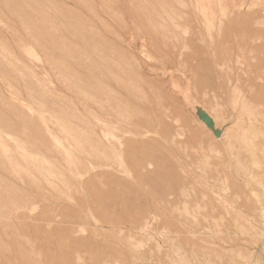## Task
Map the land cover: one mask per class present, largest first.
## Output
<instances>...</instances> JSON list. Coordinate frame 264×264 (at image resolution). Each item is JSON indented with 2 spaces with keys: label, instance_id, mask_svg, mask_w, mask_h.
Masks as SVG:
<instances>
[{
  "label": "rangeland",
  "instance_id": "374dc122",
  "mask_svg": "<svg viewBox=\"0 0 264 264\" xmlns=\"http://www.w3.org/2000/svg\"><path fill=\"white\" fill-rule=\"evenodd\" d=\"M198 1L0 0V264H243L250 253L264 264L248 231L264 220V121L252 156L239 130L230 145L223 134L234 88L264 103V78L250 74L264 68V1L207 0L223 32ZM113 112L149 132L127 135L122 159Z\"/></svg>",
  "mask_w": 264,
  "mask_h": 264
},
{
  "label": "bare ground",
  "instance_id": "6f19581e",
  "mask_svg": "<svg viewBox=\"0 0 264 264\" xmlns=\"http://www.w3.org/2000/svg\"><path fill=\"white\" fill-rule=\"evenodd\" d=\"M174 1V0H173ZM197 1V0H196ZM213 1V0H212ZM222 1V0H221ZM221 1H219L220 3V5H219V8L221 7L222 8V4H221ZM264 1V0H263ZM181 2V1H180ZM182 2H183V0H182ZM239 2H241V1H239ZM258 2V1H257ZM175 3H176V1H175ZM193 3V2H192ZM223 3V2H222ZM165 4V3H164ZM172 4V3H171ZM181 4V3H180ZM188 4V3H187ZM198 6H196L199 10H200V12L203 14V16L206 18V20H207V23H208V25H210V26H212V27H218L220 30H222L223 28H225L226 27V23L228 22V21H225V17L223 16L224 15V12L223 13H221V15L224 17V21H223V18H222V16L220 17V16H218L219 17V22H218V24H215L214 25V17H215V15H214V17H212L211 18V11H213V9L211 10V5L212 4H210V2L208 1L207 2V0H200V1H198ZM217 4H218V2H217ZM262 3L260 2L259 3V5H261ZM177 6L179 5V3L178 4H176ZM184 5H185V3H184ZM239 5H240V3H239ZM245 5V4H244ZM243 5V2H242V5H241V7H243L244 6ZM254 5H255V3H254ZM165 6H167V3H166V5ZM169 6V5H168ZM167 6V7H168ZM171 6V5H170ZM233 6V5H232ZM250 6V5H249ZM172 7V6H171ZM212 7H213V5H212ZM216 7H218V6H216ZM224 7V6H223ZM237 7H240V6H237ZM253 7V6H252ZM264 7V6H263ZM164 8V7H163ZM185 8H186V6H185ZM188 8H189V6H188ZM220 8V9H221ZM225 8V7H224ZM226 8H229V6L227 7L226 6ZM219 9V10H220ZM168 10V9H167ZM166 9H165V11H167ZM218 10V9H217ZM221 10H223V9H221ZM220 10V11H221ZM225 10H227L228 12V14H229V11L230 10H228V9H225ZM177 11H179L178 9H177ZM254 11V10H253ZM169 12V11H168ZM219 12V11H218ZM222 12V11H221ZM241 12V11H240ZM249 12V11H248ZM258 12V11H257ZM192 13V12H191ZM179 14V13H178ZM183 14V13H182ZM214 14V13H213ZM232 14V13H231ZM234 14H236V13H234ZM257 14V13H256ZM264 14V13H263ZM170 15V14H169ZM177 15V14H176ZM249 15V14H248ZM254 15V14H253ZM180 16H181V14H180ZM180 16H179V18H180ZM255 16H257V15H255ZM172 18V17H171ZM174 18V21H175V17H173ZM263 18V17H262ZM248 18H246V20H247ZM171 20H173V19H171ZM178 20V19H177ZM51 21H53L52 19H51ZM174 21H172V22H174ZM244 21V20H243ZM242 21V22H243ZM50 23V22H49ZM178 23V22H177ZM261 23V22H260ZM51 24H53V23H51ZM51 24H49L50 26H51ZM174 25H176V23L174 22L173 23ZM228 24V23H227ZM262 24L264 25V18L262 19ZM54 25V24H53ZM52 25V26H53ZM178 25V24H177ZM176 25V26H177ZM183 25V24H182ZM260 25V24H259ZM262 25V26H263ZM52 26H51V28H52ZM181 26V25H180ZM180 26H177V27H180ZM209 26V27H210ZM228 26H229V24H228ZM208 26H207V28H209ZM54 29V28H53ZM52 29V30H53ZM211 28H209V30H210ZM218 29V31H220ZM212 30H214V29H212ZM224 30V29H223ZM223 30L221 31V32H223ZM186 31V30H185ZM188 31H189V28H188ZM191 31V30H190ZM220 32V33H221ZM219 33V34H220ZM190 34V33H189ZM220 35H222V34H220ZM260 36V35H259ZM54 38V37H53ZM56 38V37H55ZM54 38V39H55ZM184 38H185V36H184ZM187 38V37H186ZM254 38V37H253ZM255 39H256V37H255ZM257 39H259V37H257ZM256 39V40H257ZM262 39H263V35H262ZM56 40V39H55ZM182 41L181 40V38L180 39H178V41ZM254 40V39H253ZM255 41V40H254ZM56 42H57V40H56ZM52 43H55V41L54 42H52ZM51 43V44H52ZM177 44V43H176ZM185 44H186V41H185ZM54 45V44H53ZM56 45V44H55ZM57 46V45H56ZM64 46V45H63ZM53 47H55V46H53ZM52 47V48H53ZM189 47V46H188ZM184 48L186 49L187 47L186 46H184ZM57 49V48H56ZM142 52L143 51H141V54H142ZM143 55L144 56H146L147 54H146V52H145V50H144V52H143ZM51 58H54V57H52L51 56ZM50 58V59H51ZM57 59V58H56ZM56 59H55V62H56ZM52 60V59H51ZM239 61V60H238ZM227 62V61H226ZM240 62V61H239ZM238 63V62H237ZM54 65H55V63H54ZM64 65V64H63ZM57 66V65H56ZM226 66V65H225ZM58 67V66H57ZM65 68V67H64ZM229 69H231L230 67H228ZM58 69H59V67H58ZM56 70V69H55ZM66 70V69H65ZM233 71V70H232ZM65 74V73H64ZM250 74H253L252 76L253 77H256V78H261V79H259V80H263V78H264V68H259V70H257V71H254V72H250ZM65 75H67V74H65ZM64 75V76H65ZM57 76V75H56ZM141 76V75H140ZM64 80H65V77H64ZM264 81V80H263ZM99 82V81H98ZM81 83V82H80ZM86 83V82H85ZM88 83H86V85H87ZM98 84H100V83H98ZM97 84V85H98ZM79 85V84H78ZM90 85V84H89ZM88 85V86H89ZM105 85V84H104ZM103 85V86H104ZM158 85V84H157ZM83 86V85H82ZM108 86V85H107ZM78 87V86H77ZM84 87H86V86H84ZM83 87V88H84ZM91 87V85L89 86V88ZM97 88L98 87H100V86H96ZM102 87V86H101ZM106 87V86H105ZM89 88H86L87 90H90ZM92 88V87H91ZM102 88H104V87H102ZM111 88V87H110ZM159 88V87H158ZM81 90V89H80ZM97 90V89H96ZM105 91H106V89H104ZM112 90H114V89H112ZM196 90V89H195ZM83 91V90H82ZM100 90H98L97 92H99ZM102 91V90H101ZM84 92V91H83ZM96 92V91H95ZM112 92V91H111ZM88 93V92H87ZM92 93V92H91ZM107 93H110V92H107ZM106 93V94H107ZM119 93V92H118ZM112 94V93H111ZM110 94V95H111ZM192 94V88L191 87H187L185 90H183V93H182V95H183V97L185 98V100L187 101L186 103H187V105L188 106H192L191 108H193L194 109V111L195 110H197L198 109V107H200V104H199V101H196V102H191L190 101V95ZM86 95V94H85ZM93 95V94H92ZM98 95V94H97ZM103 95V94H102ZM109 95V94H108ZM108 95H107V97H108ZM113 95H114V91H113ZM116 95V94H115ZM249 95V94H248ZM243 95V93H242V91H241V89L238 87V88H234V99H233V107L236 109V112H238V115H237V119H236V121H235V123H234V127L233 128H229L230 130H228V132H224L223 134L225 135V137H224V139H225V141L227 140V143L230 145L231 143L228 141V140H233V139H236L237 138V136H236V132H237V130H239V132L241 133L240 134V136H241V139H242V141H243V143L247 146V149H246V152H248L249 154L251 153V155L250 156H252L253 155V152L256 150V148L254 149V145L255 144H257V143H255V141H256V139H257V137H258V135L260 134L261 135V133H259V132H261L262 130H260V127H258L259 126V124H262V121H264V120H262V119H264V113L262 112L263 111V109H264V103H259V102H257L256 103V101L254 102V98H252V99H250V97H251V95ZM53 96H54V93H53ZM58 96V95H57ZM91 96V95H90ZM117 96H118V94H117ZM51 97H52V95H51ZM87 97V96H86ZM93 97V96H92ZM95 97V96H94ZM99 97H102L101 96V94H100V96ZM113 97V96H112ZM119 97V96H118ZM122 97V94H121V96L119 97V98H121ZM89 99H90V97H88ZM118 98V99H119ZM124 97H122L121 99H123ZM92 99V98H91ZM101 99V98H100ZM100 99H99V101H100ZM117 98H115V100H118ZM95 100V99H94ZM93 100V101H94ZM97 100V99H96ZM109 100V99H108ZM114 100V101H115ZM253 100V101H252ZM110 101V100H109ZM122 101V100H121ZM92 102V101H91ZM97 102V101H96ZM104 102V101H103ZM118 102V101H117ZM120 102V101H119ZM119 102H118V105L117 106H119ZM126 102V105H128V106H130L131 104L130 103H128V101H125ZM110 103V102H109ZM113 103V102H112ZM128 103V104H127ZM104 104V103H103ZM107 104V103H106ZM124 104V103H123ZM65 105V104H64ZM74 105V104H73ZM97 105V104H96ZM114 105V104H113ZM63 106V105H62ZM104 106H106V105H104ZM108 106V105H107ZM123 106V105H122ZM150 106V105H149ZM152 106V105H151ZM202 106V105H201ZM68 107V106H67ZM76 107V106H75ZM97 108H98V106H96ZM100 107V106H99ZM114 107L115 106H113V109H114ZM125 107V105L123 106V108ZM205 106H203V108H204ZM87 108V107H86ZM110 108V107H109ZM118 108V110L119 111H116V109H115V111H116V113L117 112H119L120 113V110H121V108H120V106L119 107H117ZM120 108V109H119ZM127 108V107H126ZM175 108V107H174ZM206 108V107H205ZM204 108V109H205ZM51 109V108H50ZM73 109V108H72ZM85 109V108H84ZM129 108H127V110H128ZM133 109V108H132ZM131 108H130V110H132ZM170 109H171V105H169V106H167L166 107V111H164L165 113L167 112V110H168V112L170 111ZM53 110V109H52ZM91 110V109H90ZM105 110H107V108L105 109ZM125 110V109H124ZM153 110V109H152ZM172 110V109H171ZM203 110V109H202ZM63 111V110H62ZM75 111V110H74ZM87 111V110H86ZM102 111H103V109H102ZM108 111H109V109H108ZM114 111V110H113ZM114 111V112H115ZM122 111V110H121ZM126 111V110H125ZM129 111V110H128ZM133 112H134V110H132ZM131 111V112H132ZM207 112V108H206V110H204V112ZM49 112V111H48ZM77 112H79L78 110H77ZM92 112V111H91ZM113 112V114L112 115H115V113ZM127 112V111H126ZM133 112H132V114H133ZM154 112V111H153ZM168 112H167V114H168ZM58 113V112H57ZM70 113V112H69ZM100 113H102V112H100ZM104 113V112H103ZM110 113V112H109ZM129 113V112H128ZM127 113V114H128ZM202 113H203V111H202ZM207 113H209V112H207ZM206 113V114H207ZM50 114V113H49ZM63 114V113H62ZM61 114V115H62ZM77 114V113H76ZM118 114V113H117ZM117 114L115 115L116 116V118H117ZM122 114H123V112H122ZM125 114V113H124ZM161 114V113H160ZM199 114V113H198ZM197 114V115H198ZM204 114V113H203ZM237 114V113H236ZM53 116H54V114H52ZM51 115V116H52ZM56 115V114H55ZM72 115V114H71ZM71 115H68V118H69V116H71ZM81 115H83V114H81ZM80 115V116H81ZM104 115H105V113H104ZM108 115V114H107ZM111 115V114H110ZM134 115V114H133ZM164 115V117H166L167 118V116L165 115V114H163ZM194 115H196V114H194ZM205 115V114H204ZM57 116V115H56ZM64 116V115H63ZM67 116V115H66ZM97 116H99V115H97ZM114 116V117H115ZM121 118H117V120L118 121H115V123H113V128H114V130H116V131H119V132H121V134H118V136H117V133H119V132H117L116 133V136L113 134L112 136L114 137L115 136V138H116V140H117V142L116 143H113L112 145H114V147H113V153H115L114 155H116V157H119V159L121 158H123L124 156H125V154H128L127 152H129L130 150H131V147H129V146H127L124 142H123V139H125V138H127L128 139V136L130 135V137L131 138H134V139H136V138H145V137H147L146 135L147 134H149V132L148 131H144V132H142L141 130H143V129H145V126H141L142 127V129L139 127V126H137V125H135L134 127H132L131 125H134V124H132V121H133V118H131L132 119V121H130L131 119H129L128 117L130 116V115H125L126 116V118H125V116L124 115H122L125 119H126V121H124L123 119H122V116L121 115H119ZM118 116V117H119ZM75 117V116H74ZM84 117V116H83ZM86 117V119H87V117L88 116H85ZM96 117V116H95ZM178 117V116H177ZM55 118V117H54ZM76 118V117H75ZM74 118V119H75ZM93 118V117H92ZM97 118V120H99V118L98 117H96ZM165 118V119H166ZM62 119V118H61ZM60 119V120H61ZM77 120H78V118H76ZM93 119H95V118H93ZM101 119V118H100ZM106 119V118H105ZM104 118H103V126L105 127V120ZM159 119H161V118H159ZM168 119V118H167ZM177 119H179V118H177ZM57 120H58V118H57ZM72 120V119H71ZM70 120V121H71ZM76 120V121H77ZM97 120L95 119V120H93V122L94 121H96L97 122ZM150 120V119H149ZM169 120V119H168ZM180 120V119H179ZM61 121H63V120H61ZM69 121V120H68ZM70 121L68 122V124H70ZM73 121V120H72ZM75 121V120H74ZM73 121V122H74ZM75 121V122H76ZM82 121V120H81ZM81 121H79V122H81ZM102 121V120H101ZM101 121H99V122H101ZM110 121V120H109ZM114 121V120H113ZM135 121V120H134ZM133 121V122H134ZM143 120H141V122H142ZM153 121V120H152ZM160 121V120H159ZM175 121V120H174ZM52 122V121H51ZM88 122V121H87ZM96 122H94V123H96ZM106 122H108V121H106ZM178 122V121H177ZM179 122H181V121H179ZM91 122H89L88 124H90ZM98 123V122H97ZM140 123V122H139ZM142 123H144V122H142ZM161 123V122H160ZM65 124H66V120H65ZM68 124H66V125H68ZM71 124H72V122H71ZM82 124V123H81ZM86 124V123H85ZM84 124V125H85ZM99 124V123H98ZM101 124H102V122H101ZM138 124V123H137ZM152 124V123H151ZM177 124V123H176ZM9 125V124H8ZM61 125H63V124H61ZM74 125H75V123H73V126L71 125L70 127H68V126H65L66 128L68 127V128H72V129H75L76 127H78V126H76V127H74ZM83 125V124H82ZM94 125V124H93ZM110 125H111V121H110ZM110 125L107 123V125H106V127L108 126V127H110ZM140 125H142V124H140ZM144 125V124H143ZM90 126H92V123H91V125ZM96 125H94V127H95ZM99 126V128H100V125H98ZM102 126V127H103ZM112 126V125H111ZM124 126H130V127H132V128H135V131H137V133L136 134H132V131H129V130H126L125 129V127ZM139 127L138 129H137V127ZM179 126V125H178ZM11 127V126H10ZM63 128L64 129V131H65V129L66 128ZM87 127V126H86ZM105 127V128H106ZM129 127V128H130ZM161 127H162V123H161ZM78 128H80V127H78ZM88 128V127H87ZM96 128V127H95ZM112 127H110L109 129H111ZM262 128V127H261ZM93 129V128H92ZM107 129V128H106ZM3 130V129H2ZM50 130V129H49ZM76 130V129H75ZM75 130H73V133L74 134H76V132L77 131H81V129H79V130H77V131H75ZM101 130H103L102 128H101ZM111 130H113V129H111ZM126 130V131H125ZM7 131H8V129H7ZM69 131V130H68ZM85 130H82L81 132H84ZM88 131V130H87ZM95 131V130H94ZM106 131V130H105ZM107 131H109V130H107ZM115 131V132H116ZM25 132H27V131H25ZM66 132V131H65ZM81 132H77L78 133V135H80V133ZM86 132V131H85ZM89 132V131H88ZM87 132V133H88ZM6 133V132H5ZM72 133V132H71ZM71 134V136L72 135H74V134ZM87 133H83V134H87ZM94 133H96V132H94ZM114 133V132H113ZM27 134V133H26ZM66 134V133H65ZM89 134H91V133H88V135ZM93 134V133H92ZM98 134V133H97ZM96 134V137H95V134L94 135H92V138H97L98 137V135ZM110 134H112V133H110ZM110 134H108L109 135V138H110ZM223 134H222V137H223ZM238 134V133H237ZM263 134H264V132H263ZM67 135V138L69 137V135H70V133H67L66 134ZM104 135H105V133H104ZM128 135V136H127ZM178 135V134H177ZM182 135V134H181ZM28 136V135H27ZM26 136V137H27ZM56 136V135H55ZM64 136V135H63ZM75 136H77V135H74L73 137H72V139L74 140V137ZM86 137H87V135H85ZM94 136V137H93ZM103 136V135H102ZM107 136V135H106ZM179 136V135H178ZM239 136V137H240ZM264 136V135H263ZM57 137V136H56ZM79 137V136H78ZM78 137H76V139H78ZM84 138V136L82 135V136H80V138ZM89 137V136H88ZM124 137V138H123ZM129 137V138H130ZM238 137V138H239ZM261 137V136H260ZM0 138L2 139V140H4L1 136H0ZM64 138V137H63ZM67 138H65V139H67ZM71 138V137H70ZM78 139V140H80V141H83L84 139ZM89 138H91V136L89 137ZM108 138V137H107ZM112 138V137H111ZM54 139H56V138H54ZM58 140V139H57ZM70 140V139H69ZM73 140H71V141H73ZM86 140H88V139H86ZM86 140L84 141L85 143H86ZM92 140V139H91ZM94 140V139H93ZM92 140V141H93ZM98 140H100V138L98 139ZM98 140L96 141V140H94L93 142H94V144H95V141L96 142H98ZM29 141V140H28ZM224 141V140H223ZM6 142V141H5ZM8 142V141H7ZM18 142V141H17ZM57 142H59V144H60V142H61V140L60 141H57ZM77 142V141H76ZM20 143V142H19ZM62 143V142H61ZM71 143V142H70ZM77 143H83V142H77ZM85 143H83V144H85ZM89 143V142H88ZM99 143L100 142H98V145H99ZM57 144V143H56ZM72 144H74V142L72 143ZM90 144V143H89ZM88 144V145H89ZM26 145V144H25ZM24 145V146H25ZM62 145V144H61ZM79 145V144H78ZM82 145V144H81ZM87 145V144H86ZM90 145H92V143L90 144ZM97 145V144H96ZM214 145V144H213ZM11 146V145H10ZM35 146V145H34ZM63 146V145H62ZM94 146V145H93ZM100 146H104V148H105V145H103V143L102 144H100ZM127 146V147H126ZM210 146H212V144L210 145ZM18 147V146H17ZM21 147V146H20ZM58 147V146H57ZM85 147V146H84ZM89 146H86V148H88ZM97 147V146H96ZM112 147V146H111ZM255 147H257V146H255ZM12 148V147H11ZM14 148V147H13ZM24 148V147H23ZM22 148V149H23ZM27 148V147H26ZM80 148H81V146H80ZM79 148V149H80ZM95 148V147H94ZM98 148V147H97ZM103 148V147H102ZM212 148V149H211ZM210 149L213 151V150H216L215 148H214V146H212ZM214 148V149H213ZM1 149V148H0ZM28 149V148H27ZM63 149V148H62ZM65 149V148H64ZM77 149V148H76ZM85 149V148H84ZM24 150V149H23ZM22 150V151H23ZM31 150V149H30ZM75 150V149H74ZM81 150H82V148H81ZM86 150H88V149H86ZM90 150V149H89ZM93 150V149H92ZM105 150V149H104ZM20 151H21V148H20ZM68 151H70V150H68ZM83 151V150H82ZM100 151H101V149H100ZM99 151V152H100ZM107 151V150H106ZM2 152V151H1ZM76 152V151H75ZM86 152H88V151H86ZM97 152V151H96ZM108 152V151H107ZM214 153L213 154H215V152L216 151H213ZM4 153L5 154H8V149H4ZM12 153H14V152H12ZM24 153L26 154L27 152H25V150H24ZM63 153V152H62ZM84 153H85V150H84ZM84 153H82V154H84ZM89 153V152H88ZM102 153V152H101ZM101 153H97V154H100L101 155ZM130 153V152H129ZM66 154H67V152H66ZM70 154H71V151H70ZM90 154H92V153H90ZM104 154L106 155V153L104 152ZM4 154H2V156H3ZM28 155V154H27ZM67 155H69V152H68V154ZM72 155H74L75 156V154H72ZM71 155V156H72ZM89 155V154H88ZM103 155V154H102ZM2 156H0V157H2ZM8 156V155H7ZM40 156H41V154H40ZM70 156V155H69ZM70 156V157H71ZM95 156V155H94ZM99 156V155H98ZM24 157V156H23ZM39 157V156H38ZM20 158V157H19ZM25 159H24V161L26 160V157H24ZM33 158V157H32ZM31 158V159H32ZM43 158V157H42ZM9 159H10V157H9ZM18 159V158H17ZM72 159V158H71ZM11 160V159H10ZM35 160V159H34ZM33 160V161H34ZM76 160V159H75ZM9 161V160H8ZM41 161V160H40ZM14 162V161H13ZM12 162V163H13ZM19 162H20V160H19ZM121 162H123V161H121ZM11 163V162H10ZM123 163H125V162H123ZM22 164V163H21ZM41 164H43L42 162H41ZM45 164V163H44ZM28 165V164H27ZM46 165V164H45ZM49 165V164H48ZM51 165V164H50ZM125 165V164H124ZM10 166V165H9ZM13 166V165H12ZM20 166V165H19ZM18 166V167H19ZM32 166V165H31ZM16 167H17V165H16ZM17 167V168H18ZM29 167H30V165H29ZM35 167V166H34ZM42 167H43V165H42ZM52 167V166H51ZM54 167V166H53ZM47 168V167H46ZM244 168V167H243ZM16 169V168H15ZM30 169V168H29ZM54 169V168H53ZM52 169V170H53ZM16 170H18V169H16ZM34 170V169H33ZM32 170V171H33ZM37 170V169H36ZM46 170V169H45ZM21 171V170H20ZM28 171V170H27ZM26 171V172H27ZM42 171H44V170H42ZM13 172H14V170H13ZM21 173V172H20ZM30 173V172H29ZM35 173V172H34ZM24 174V173H23ZM28 175V174H27ZM43 175V174H42ZM55 175V174H54ZM42 177V176H41ZM45 177V176H44ZM49 177H50V175H49ZM60 177V176H59ZM56 178V177H55ZM47 180V179H46ZM56 180V179H55ZM60 180V179H59ZM65 181V180H64ZM47 182V181H46ZM66 182V181H65ZM50 183V182H49ZM48 183V184H49ZM55 184V183H54ZM62 184V183H61ZM53 185V184H52ZM53 186H55V185H53ZM63 186H64V184H63ZM259 197V196H258ZM257 198V197H256ZM258 200V203L260 204V205H264V203L262 202V200L260 201V199H257ZM185 203V202H184ZM186 207H187V205H186ZM263 207V206H262ZM186 209V208H185ZM261 209V208H260ZM259 211V210H258ZM260 214L262 215V219H264V208L263 209H261V211H260ZM156 219V218H155ZM156 220H154V222H155ZM159 221V220H158ZM251 223V222H250ZM150 227V226H149ZM250 228H249V232H250V237H251V239L253 240L254 239V241H257V240H259V239H263L264 240V220H262L261 221V223L260 224H257L256 222H253V223H251V225L249 226ZM144 228V227H143ZM153 229V228H152ZM151 229V230H152ZM165 229V228H164ZM142 232H145V235L147 234L146 233V231H147V228H146V230H144V229H140ZM144 230V231H143ZM166 230V229H165ZM168 230V229H167ZM139 231V230H138ZM141 231H139V233L141 232ZM169 231V230H168ZM148 232V231H147ZM158 232V231H157ZM249 232H248V234H249ZM171 232H169V234H170ZM142 234V233H141ZM161 234V233H160ZM148 235V234H147ZM153 235V234H152ZM247 235V234H246ZM156 236V235H155ZM146 237V236H145ZM161 237V236H160ZM150 238V237H149ZM132 240V239H131ZM250 241V240H249ZM252 243V242H251ZM258 244V243H257ZM173 247V246H172ZM177 248V247H176ZM180 248V247H179ZM181 249V248H180ZM178 251H180L179 249H178ZM182 251L184 252V250L182 249ZM183 252H179V253H183ZM142 254V253H141ZM184 254H185V252H184ZM137 255V254H136ZM135 255V256H136ZM181 255V254H180ZM183 255V254H182ZM141 256V255H140ZM177 257H178V255H177ZM183 257H184V255H183ZM144 258V257H143ZM142 258V259H143ZM184 258H186V257H184ZM262 257H261V255L260 254H257V253H255V255H251V253H250V255H244V258H243V264H263L262 263V259H261ZM182 259V258H181ZM136 260V259H135ZM183 260H186V259H183ZM182 260V262L185 264V263H188L189 261H187V262H184ZM178 261V260H177ZM181 261V260H180ZM180 263V262H179ZM182 264V263H181ZM189 264H191V263H189Z\"/></svg>",
  "mask_w": 264,
  "mask_h": 264
},
{
  "label": "water",
  "instance_id": "95a60500",
  "mask_svg": "<svg viewBox=\"0 0 264 264\" xmlns=\"http://www.w3.org/2000/svg\"><path fill=\"white\" fill-rule=\"evenodd\" d=\"M219 136V135H218Z\"/></svg>",
  "mask_w": 264,
  "mask_h": 264
}]
</instances>
